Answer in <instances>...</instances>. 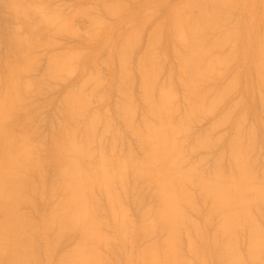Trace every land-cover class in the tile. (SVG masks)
<instances>
[{"label": "rangeland", "instance_id": "374dc122", "mask_svg": "<svg viewBox=\"0 0 264 264\" xmlns=\"http://www.w3.org/2000/svg\"><path fill=\"white\" fill-rule=\"evenodd\" d=\"M31 1L32 0H29L30 4L36 3L37 5H39L37 6L35 4L37 8L39 7L38 11L41 9L40 13L37 14L39 16L38 20L41 19L42 15L44 17L47 13H49V15L45 16V18H42V21L40 23L41 25L40 24L37 25L38 29L40 26V29L32 34V40L36 38L35 39L36 41L33 40L35 42V46L31 47L30 50L31 51L30 54L32 58L34 57L33 66L30 70V73L26 75V77L28 76L27 79H30L29 82L32 81L35 85H37L36 87H38L37 88L38 90H36L35 87L34 93H32V95L30 96H27L29 98H27V100H24V102H22L21 104L22 105L21 108L24 110V112H22L21 110L20 113L18 114L19 118L21 119L23 118L28 119L29 115L31 117L28 120L29 125L26 124V126L28 125V127H31L33 133L35 134L33 135L34 139L32 138V142H34L35 140L36 146L37 143H40V145L42 144L41 149L40 147H36L38 152L37 155L39 156L47 155L51 143L56 137L60 135V130L62 129V126L71 125L72 128L74 126L73 130L77 129L75 131L77 138H79L80 136L79 133H80L82 140V137H84L83 136L84 132L86 131L87 133L90 130L89 128H88L89 130L87 129V127L90 125V121H91L90 119H93L90 118V116L93 115V113L94 114L96 113L95 115H93L94 117L96 116V118L98 119V121L96 120L94 121L96 123L93 126V128L95 127L94 129L96 130H94L95 132L92 131L94 132L92 133L93 136L91 135L92 137L90 136L89 132L88 134H86L87 136H89L88 138L90 141L94 137V139L90 143L86 144L89 153H92V151L94 153L96 152L94 155L92 153L94 158L90 157L92 158L91 160L92 162L98 160L99 158L96 159V155L100 156L102 155V153L104 154V156L108 158L112 157L116 159L117 158L126 159L128 155L130 158L136 160L142 157L141 152H143V146L141 147L142 145L140 144L141 137L139 133H137V131L142 129L140 127H142L141 125L144 122V120L145 121L150 120V122H152L153 116L148 114V112L145 113V110H147L145 109L147 107L143 105L145 101L144 99H142L144 101L143 102L140 99L143 98V95L140 96L141 92L139 91L140 88L139 80H141L139 78V75L141 74H139L140 71L138 69V64L143 59L147 51V43L149 41V38L151 37L150 36L151 33L152 36L156 35L157 33L156 36H153L156 39L159 38L158 36H160L161 34L159 39L160 41L157 39L159 42L157 40H156V44L153 42L154 46L152 49L153 52L152 56L154 59V69H155L154 73L156 74L155 79H157V80L154 79L155 83L153 86L154 87L153 91L155 92H153V95H155V93H158V90L162 86H164L163 88L166 87L168 88L169 85V88L172 90V92L174 91L173 96L175 95V98H173L172 100V112L170 115L171 121L172 122L175 121V123L180 122L183 114L185 113L187 114L188 106H186L185 104L188 103V101L187 102L185 101L188 99L185 98L188 97L187 96L188 91L187 90L184 91L185 87L183 86L184 87L183 88L181 85H179L178 82L180 81L176 77V76H178V78L180 77L179 71L177 70V68H179L178 52H180L181 54L184 52V49L177 41L175 42V39H173L174 34H172L171 32L173 31L172 30L173 26L171 25L174 16L176 17L177 14L182 16L185 15V18L186 16L189 15L190 19L187 18L189 20L193 19L191 18L192 15L193 17L194 15L197 17L199 13L198 12L200 6L199 4H197L198 6H195L194 8L192 6L188 12L186 11L189 9V7L186 8L187 10L186 9L184 10V8L182 9V6H185L183 4L189 3L190 1L196 2L195 0H33L32 2ZM117 3L122 4L121 7L120 6H119L120 8L117 7L118 9L116 10L113 9L115 10L113 14L112 12L108 13L107 7L111 5H112L111 7H113L114 5H118ZM175 6L177 12L175 11L176 10ZM179 10L180 12L182 11L184 13L181 12L180 14ZM174 11L177 14L175 13L173 14L172 12ZM54 13L55 16L53 15ZM223 13L226 16V19H223L222 20L223 22H221L223 29L219 27L217 31V28H214L215 30H213L212 26H211L212 30L210 29V27L207 28L209 30L208 31L209 34L207 33L208 35L206 36H210V37L205 38L206 36L204 35L203 41H205L204 44L207 45L208 44L207 42H210V40L217 33L220 32L222 33L223 30H226L223 33H230L231 37H229L228 41H226L228 43L225 42H224L225 44L223 43L224 45L227 46L222 47L223 46L222 44L217 49L215 48H213V50L211 49L209 54L211 56L214 52H216L212 56H215L217 54L218 55L216 56L217 58H219V56L221 58L222 56L223 60L225 58V60L227 61L222 60V62L224 63L223 64L221 62L222 65H224L223 69L221 67L222 65L221 66L219 65L220 68H218L217 66L214 72L210 73L211 76L209 74L207 75V78L208 80L210 79V81L207 82L206 76H205L206 79L204 80L203 78V81L201 79L197 80V82H199L200 84L196 83L197 85H195L194 92H196V95L199 97V99L200 98L202 99V97H200V93L202 94L204 91V94L205 93L206 94L201 95V96H205L203 97L202 103L204 104V107L209 105L211 108L208 106L209 110L207 108L205 112L207 110L209 112L207 111V113L206 114L203 113V115L201 112V115H199L200 114L199 113L195 115L194 118H192L191 116L190 118H186L187 115L186 116L184 115L187 121L184 119V117L182 118V121L184 120L183 123L186 121L183 125H186L187 123V126H185V128L187 127V130H185L184 128L186 132L184 133L180 132L181 134L180 135L177 134L179 137L176 138L177 141H179L178 143L181 153L180 160L183 159L181 160L182 166H180V168L186 171L187 169L189 171L191 169L193 176L195 177L200 176L199 178H203V179L212 178V176L216 172H220V174H222L223 176H227L228 174L229 175L234 174L235 171L234 169L236 168L233 167V164L231 163V159H230L232 158L230 157L231 146L229 147V145L231 143L230 142L231 140L233 141L235 140L236 137L234 136L239 135L237 139L240 140L241 144L243 142L242 145L247 147L246 151L249 152V155L248 153H246L247 154L246 156L248 157L247 163L250 170L251 168H253L252 169L253 171L252 170L251 171L253 172V176L255 178L254 181H256L257 183L259 180V184H261L262 181H263L262 183H264V177H263L264 176V111L263 108L261 107L262 103L260 102H263L261 101V99L264 98V85H262L264 83L263 82L264 79L263 80L261 79L263 83L262 82L259 83L258 81L260 79V76L259 75L257 76L256 73H261V77L262 78L264 77V70L260 68V66H258L259 61H257L258 60L257 54L259 55L258 48L263 47L264 45L263 43L264 0H230L229 5L223 11ZM50 14L54 16L51 17L53 19H56L57 22L62 21L63 19V21L64 22L66 21L67 23L65 25L63 21H62V25H60L61 22L57 23L61 27L60 29H55L53 27L54 24L49 25V22L51 21L46 20L47 18H50ZM224 14L223 17H225ZM57 16L61 17V18L59 17L60 20L58 19ZM196 17H194L193 20L199 19L198 17L197 18ZM95 20L97 21V23ZM42 22H44V25H42L43 24ZM93 22L99 24L100 26L99 25L96 26ZM28 23L29 21L26 23L25 20L23 19L22 20L17 19L11 13L9 0H0V62L3 61L2 60L3 57L5 56L6 52H8L9 49L8 47L11 44L9 40L12 32H14V30L17 28H20L23 31V27L26 26L25 24L28 25ZM45 23H47L46 26ZM54 23L56 24V22ZM139 25H141V28H139L140 27ZM133 29H137L136 30L137 34H135V37L136 35H138V37H136L137 41L133 40L134 43L131 42V45L130 44L128 45L129 47L127 48H129L130 51H128L129 49L127 48L125 49L127 51L126 53H129V55L127 54L129 58H127L126 56V60H125L126 61L125 66H127L126 72L128 71L127 73L128 76L125 78L122 74V71L120 70L121 67H118L120 65V62L117 60V57L118 59L120 58L118 56L119 55L118 53L120 50V46L123 45L122 40L125 41L126 35H129L130 33L134 32ZM157 29H160L161 32H159ZM210 30L211 32L212 31L213 32L211 33ZM22 31L20 30L18 34H23L24 31L23 32ZM36 34L38 35L36 36ZM23 35H25V33ZM232 42H234V45L232 44ZM130 46L132 47L130 48ZM173 50L174 51L177 50V51H175V53H172L174 52ZM226 52L227 53L230 52L228 54L230 55V57L227 55ZM68 55H70L71 57ZM66 56H68L67 58L70 59L72 58V56L74 57L72 58V61H69L70 59L68 60L71 63L67 61L68 64L71 65V66L69 65L70 66L69 68L71 69L69 70L67 69L66 72L64 71V73H62L63 66L60 65L62 64L65 65V63L59 64L56 61H54L60 67L61 70V71L59 70L60 74L57 73L58 74L57 78L55 77L50 79L46 77L48 74L47 68L48 66H50L49 63L52 60H57V61L59 60L61 62V59L64 58L67 59ZM231 57H233V59ZM155 64H157L158 66L157 68H155L156 66ZM216 70L220 72H217L218 73L217 74ZM52 75L55 76L54 74ZM85 76H87L88 78H86ZM84 77L86 79H84ZM257 77H259V79ZM83 80L84 81L86 80L84 85H82ZM201 82H204L206 84L201 85ZM227 82L234 85L232 87L230 85V89H229V84H227ZM170 85L172 87H170ZM81 87L82 89L79 90ZM123 87L125 88L126 91L124 90ZM155 89H157V92ZM78 90L80 92H78ZM119 90L122 91V93H120ZM127 91L128 93H126ZM225 91L227 93L226 94L223 93L225 96L221 97L222 100H220L219 97L220 100L219 102L215 101L214 99L213 101H210V97L215 98V96H218L217 93L220 94V92H225ZM76 93L78 95L81 93L80 94V97L82 96L81 98L85 96L84 99H86L85 101L87 104L82 103L85 106L84 107L81 106V110L83 109V111H80L81 114L80 112L77 113L76 114L77 116L75 115V117L77 118H73L74 122L68 123V119L66 118V113H65L67 106L66 100L69 99L68 94L69 96L72 94L71 95L72 97L75 96V98H77L76 96L78 95ZM123 94H125V96ZM122 95L124 96V98L121 97ZM157 96L158 94H156L154 97ZM207 98L209 99V101L206 104L207 101L204 100H207ZM126 100L127 103L130 104V106L133 109L130 115H133L134 117L129 116V118H131V119L128 118L129 120L126 118L128 121H130L131 123L130 125L132 128L129 126V123L127 126H125L126 123L124 121L126 119H124L123 121L122 118L124 117L122 116L123 111L121 110L122 108L120 109V107L123 105V103L126 102ZM214 101L217 103L213 104L212 102ZM210 109H211V113H210ZM148 115L152 116V118L150 116L148 117ZM85 125H86L85 128L87 130L84 128ZM18 128L19 127H17L15 130L13 128L14 131L17 130L16 133L13 131L15 136L21 135V130L19 128L20 130L19 132ZM202 136L203 139L206 138L207 140H202ZM199 140H202L204 142L205 141L207 142L208 140L209 141L205 145L204 142L201 141L198 146L197 143L199 142ZM93 142L94 144H92ZM89 145L92 146H90L89 148L88 147ZM42 146L44 148H42ZM99 148H102V150ZM110 150L112 152H110ZM97 151L98 153L100 151V153L98 154ZM104 152H106V154ZM46 163L43 164L42 166L44 170L41 169L42 171L37 173L40 176L39 175L36 176V174L35 175L33 174L34 175L33 176L31 174V176H33L32 180L34 179L33 185L35 182L36 183L35 185L37 187H35V185L32 186L34 187V190L32 187L27 188L28 186L25 188L26 190L30 189L31 193L28 190L25 191L24 189L23 192L26 193L27 201L24 202L25 204L22 203L23 204V205L21 204L22 206L21 205L19 206V211L20 210L22 211V213L25 215V217L27 218L30 224L29 229L31 231L27 230L26 232L25 230V233L28 234V238L31 240V242L30 241L28 242H30V244L32 243L33 245V246L30 245L31 247H29L33 249L32 252L33 258L29 262V264L30 263L31 264H61L64 258L63 255L69 254L76 247V245H78L80 241V239H78L80 237L79 231L77 232L75 230H70L72 232L71 233L69 230H64V232L59 233L56 232L57 229L55 226L52 227L53 225L48 223L50 219V214H52L55 211L51 209H53L54 205H55L54 206L55 209H57V207L60 204L62 193L61 190L54 187L57 178L56 164L52 161ZM249 163L252 165V167ZM133 176L135 175L132 174V172H128L126 174V178L124 177V175H122L121 177H119L120 181L119 178L117 179V177H115L112 180L110 184L112 185V187L109 188L110 193H112V195H110L112 198L111 197L108 198L109 196L108 197L106 196L107 193L106 194L103 193V190H101L103 188L97 187L100 189V190L98 189V191L96 190L97 188L92 189L93 191L91 190L93 192L92 194L93 197L91 196L90 199L91 202H93L92 204L95 205L93 206V216L95 219H98L96 221H101L98 223H100V233L103 236V238L105 240L108 238L107 242H105L106 245L104 243H101L97 246L98 248H96V250L97 249L99 250L98 254L102 258L103 264H138V261H136V259L137 258L139 259L141 253L143 252L142 251L140 253V251L145 249L146 246L149 247L153 245L155 247L154 249H156L155 251H157L158 253L157 255L160 258H161V253H163L160 251L161 249L162 251L164 249V246L162 245L161 247V244L162 243L165 244V242H163L164 241L163 237H165L164 235H166V233H164L165 230L162 232L161 230L158 229L161 233L158 232V230L155 229V227L157 228L158 226L156 225L153 227L155 231L154 229L153 230L151 229L148 232V230L147 229L145 230L143 227L144 224H145L144 226H146L148 222H151L150 220H152L153 218L151 217V215L155 213L156 210H158L159 208V199L158 196H156L157 192L155 194L156 188L154 184L147 181L146 178L139 177L138 179L136 178L137 176L132 178ZM122 177L124 178V180ZM194 182L192 183L191 186L190 184L191 181H190V183L189 184L187 183L188 185L186 184L185 185L186 187L184 188L186 193L188 191L191 194L192 198L187 193V195L190 198V202L192 201L193 202L191 203L192 206L190 205L191 209L189 208V206H187L188 208L185 206L183 209L184 216H186L187 218H185V221L183 223L184 225H182L183 227L182 228L180 227L181 229L179 228V231L177 232L175 237L176 240L175 251L176 254H178L177 258L178 257L181 258V259L179 258L180 262L181 260H183L182 261L183 263L181 264L225 263L224 256L223 254H221L222 250L218 251V249L220 248L222 249L223 247L221 242L224 243L223 240L224 238H222L220 241V238L221 236L223 237V235H221V233L219 232L218 234L215 233L219 229V227L217 226L220 218L216 216L219 214L216 213L215 216L217 218L214 216L215 212L211 210L212 208H210L211 207L210 201H207L208 199L206 197L205 199L207 200L203 199L202 196L203 194L200 190L199 192L201 194L197 192L199 186L197 185L198 187L197 189H195L196 187L195 184L197 183L195 182L194 184ZM152 186H154L155 189L152 188ZM50 188H53L54 192H52L53 190L52 189L50 190ZM91 193L89 192L90 195ZM57 197L58 198L60 197L58 201H57ZM28 199L30 202L28 201ZM201 199H203L204 202ZM256 205H260V204L258 203ZM208 206L210 207L207 208ZM112 207H114L115 212H117V210L121 208L120 211H123L124 215H126L125 218L128 222V228L126 230V233L124 234L122 231L118 229V226L115 223V219L114 217H112L113 215H111L110 211H114ZM252 207L251 209H253ZM257 208L260 211H257ZM263 208L264 207L262 205L255 207V209L251 210L252 213L255 210L257 211V213L256 211L253 213L254 217L256 218V219L254 218V220H257L259 229L260 230L262 229L261 230L262 233H264ZM189 220L191 222L194 221L193 223L194 226L196 227V228L194 227L195 230H193L194 228L190 226L193 224L190 223ZM146 221L148 222L144 223ZM254 223H256V221H254ZM158 227L160 228V226ZM242 229L241 230L239 229L235 234L237 235L238 232H240L238 234L239 237L237 242H235L236 239L234 240V242L237 245L236 247H234L236 248L234 249V252L237 251L240 257L242 256L241 258H239V255L237 254L239 258V263L252 264L249 261V258H248L249 261L248 263L245 257L247 256L248 253L247 252L248 248L246 247L248 244L245 240L248 241L249 236L248 233H245L246 229L245 231L244 229L243 230ZM74 231L77 234L74 233ZM147 232L150 234H148ZM240 234L242 235L243 239L240 237ZM245 234H247L248 237L247 239L245 237L246 236ZM215 236H218L219 241ZM189 237L191 240L188 239ZM215 240L218 242H216ZM188 242L190 244H188ZM219 244H221V246ZM103 245L107 247L105 248V246L103 247ZM189 245L193 247L189 248L190 247ZM217 245L220 246V248ZM263 246L261 247L262 249L264 248ZM218 252L220 253V255ZM263 252H261L260 254L264 255ZM138 253H140V255ZM159 257L158 259H160ZM219 258H221L222 260L224 259L223 262L220 261ZM261 258L264 259V256H262ZM263 259L259 258L257 261L260 262V260H262L260 264H264ZM58 260H61V263L58 262ZM259 262L256 263L255 261L254 264H259Z\"/></svg>", "mask_w": 264, "mask_h": 264}, {"label": "bare ground", "instance_id": "6f19581e", "mask_svg": "<svg viewBox=\"0 0 264 264\" xmlns=\"http://www.w3.org/2000/svg\"><path fill=\"white\" fill-rule=\"evenodd\" d=\"M195 1L196 2L190 1L191 3L189 2V3L183 4L185 6H182V9L184 8V10H185L186 8L189 7L188 10L186 9L187 10L186 12H188L192 6L194 8L195 6H198L197 4H199L200 6L198 9V12L200 13V15L197 12L198 13L197 17L199 19L193 20L194 17H196V16L194 15V17H193L192 14H191L192 15L191 18H193L192 20H189L190 19L189 15L186 16V18H185V15H183V16L178 15L177 13H175V11L177 12L176 6H175L176 10L173 9L175 11L172 12L173 14L174 13L177 14L176 17L172 14L174 16V19H173V22L171 25V26H173V29H172L173 31H171L172 34H174L173 39H175V42L177 41L182 46V48L184 49L183 53L180 54V52H178L179 68H177V66H176V68L179 71L180 77L179 78H178V76H176V77L180 81V82H178L179 85H181L182 87L184 86L185 87V88L183 87L184 91L187 90L188 94H189L188 95L186 93L188 97L186 96L187 98H185L188 100L185 101V99H184L185 102L188 101V103L185 104L186 106H188V108H187L188 112H187V114L186 113L183 114L182 118L184 117V115L185 116L187 115L186 118H190V116L192 118H194L195 115H197L199 113H200L199 115H201V112H202V115H203V113L206 114L207 111L209 110L210 106L208 105L209 107L208 106L204 107V104L202 103L203 97H205V96H201V95L204 94V91L202 94L200 93V97H202V99L201 98L199 99V97L196 95V92H194L195 91V85H197L196 83L200 84L199 82H197L198 79H201L203 81V78L205 80L207 78L208 74L211 76L210 73H213L214 70L217 68V66H218V68H220V66L223 63L222 62V60H223L222 56H221L222 59L220 58V56H219V58H217L216 57V56H218L217 54L215 56H212L216 52H214L210 56L209 55L210 51H211V49L213 50V48H215V49L219 48L224 42L228 43L226 41H228L229 37H231L230 33H223L226 31V30H223L222 33L220 32V33H217L216 35H214V37L210 40V42H207L208 43L207 45H205L204 44L205 41H203L204 35L206 36L209 34L208 33L209 30L207 28L210 27V29H211V26H212L213 27L212 29L215 30L214 28H217V31H218L219 27L222 28L221 22H223L222 21L223 19H226V16L223 13V11L229 5L230 0H198V1L195 0ZM35 4H30L29 0H9L11 13L17 19H21V20L23 19V20H25L26 23L28 21H29V23H28V25L25 24L26 26L23 27L24 32L20 28H17L14 30V32H12V34L10 36V40H9L11 42V44L8 47L9 48L8 52H6L5 56L2 59L3 63L0 62V63H2V64H0L1 65L0 66V264H29V262L33 258V254H32L33 249L29 248L33 245H32V243L30 244L31 240L28 238V234L25 233V230H26V232H27V230H30L29 229L30 224H29L27 218L25 217V215L22 213V211L21 210L19 211V206L22 203L25 204L24 202L27 201L26 193L23 192L24 189L27 186H28L27 188H29V187L31 188L32 186H34L36 184L34 182V185H33L34 179L32 180V177L35 174H36V176L39 175L37 173L42 171L41 169H43L42 168L43 164H45L46 162H51V161L56 164V169H57V171H56L57 172V178H56L54 187L61 190L62 196H61L60 204L57 207V209H55V207H54L55 205L53 206V209H51V210H55V211L52 214H50V219H49L48 223L52 224L53 225V226L51 225L52 227H54V226L56 227V229H57L56 232L61 233V232H64V230H69V231L75 230L77 232L79 231V234H80V237L78 238V239H80L78 245H76V247L69 254H67V255L62 254L64 256L62 263H61V260H58V262H60L61 264H103L102 258L98 254L99 250L98 249L96 250V248H98L97 246L101 243H104L106 245L105 242H107L108 238L106 240L103 238V236L100 233V223H98L101 221H96L98 219H95L93 216V206H95V205L92 204L93 202H91V199H90L91 196L93 197V195H92L93 190L92 189H96L97 187L103 188V189H101V190H103V193L104 194L107 193L106 196L107 197L109 196L108 198H110L111 197L110 195H112V193H110L109 188L112 187V185H110L112 180L115 177H117V179H118L122 175H124V177L126 178V174L128 172H132V174L135 175L132 178H134L136 176H137L136 178H138V179H139V177L140 178L141 177L146 178L147 181L153 183L155 188H156L155 194L157 192L156 196H158V199H159V208H158V210H156L155 213H153L155 215H153V214L151 215V217H153L152 220H150L151 222H148V221L144 222V223L148 222L146 224V226H144L145 224L143 223L144 229L145 230L147 229L149 232V230L154 229L153 228L154 226L158 225V226H160V228L157 226V228L155 227V229H157V230L159 229L162 232L165 230L166 232L164 231V233H166V235H167V236L164 235L165 237H163L164 238L163 242H165V244L164 243L161 244V247H162V245L164 246L163 251L160 248L161 249L160 252H163V253H161V258L157 255L158 253H157V251H155L156 249H154L155 247L153 245H152L153 247L152 246H149V247L146 246L145 249L142 248L143 250L140 251V253L143 251L141 253V255H140V253H138L140 255L139 259L136 257L138 259V260L136 259V261H138V264H181V263H183L182 262L183 260H181V262H180V259H181L180 257L177 258L178 254H176V251H175L176 250L175 249V241H176L175 237H176L177 232L179 231V228L183 227L182 225H184L183 223L185 221V218H187L186 216H184V210H183L184 207L189 206V208H190V205L193 202V201L190 202V198L188 196V195H190V197L192 198L191 194L186 190L188 193V195H187V193L184 190V188L186 187L185 185L187 183L189 184L190 181H191V183H190L191 186H192V183L195 181L197 183V184H195V182H194V184L196 186L195 189H197V187L199 186V189L197 192H199V190H200L203 194L202 195L203 199L204 200L208 199L207 201H210L211 207L208 206L207 208H209V207L212 208L211 210H213L215 212L214 216L216 215V213L219 214V215H216L218 218H220V220L218 221V226H217V227H219V229L215 233L218 234V232H219V233H221V235H223V237L221 236L220 241L222 238H224L223 239L224 243L221 242V244L223 246L222 249L220 248L221 244H219L220 246L217 245L220 248V249H218V251L222 250L221 254H223L224 259H225V261H224L225 263H222V264H242V263H239V258H241L242 256L240 257V255L238 254V252L236 250L235 251L237 253L234 252V249H236L234 247L237 246L235 242H237L238 237H239L238 234L240 232H238V234H237L238 236L235 234L237 233V231L239 229L241 230L242 228L244 229V231L246 229L247 232L245 231V233H248V236H249V238H248L247 234H245L246 239L248 238V241L245 240L248 244L246 246L248 248L247 249V252H248L247 256L248 257L245 256L247 261L249 258V261L252 264H254L255 261H256V263L259 262V261H257L259 258L263 259L261 257L264 255L260 254V253L264 251L263 250L264 248L263 249L261 248L264 245V237H263L264 233H262V231H261L262 229L261 230L259 229L257 220H254L255 217H254L253 213L256 210L253 213L251 212V210L255 209V207L262 206V205L264 207V203H263L264 202V183H262L263 182L262 181L261 184H259V180L257 183H256V181H254L255 178H254L253 172H252L253 168H251V170H252L251 171L249 169L248 163H247L248 157L246 156L247 155L246 153H248V155H249V152L246 151L247 147L242 145L243 142L241 144L240 140L237 139L239 135L234 136V137H236L235 140L234 141L231 140L230 141L231 143L229 145V147L231 146V150H230L231 151L230 157H232V158H230L231 163L233 164V167L236 168V169H234L235 170L234 174H231V175L228 174L227 176H223L222 174H220V172H216V171H218V170H216L215 171L216 173L214 172L215 174L213 176L211 175L212 178L203 179V178H199L200 176H198V177L193 176V173L191 172L192 170L190 168H189L190 171L188 169L186 171V170L180 168V166H182L181 160H183V159L180 160V156H181L180 154L181 153H180V147H179V143H178L179 141H177L176 138L179 137L177 134L180 135L181 133L186 132L185 130H187V127L185 128V126H187V123H186V125H183V124L187 120L184 117V119L186 120L184 123H183L184 120L182 121V118H181L182 122L180 121V122L175 123V121L174 122L171 121L170 115L172 112V100H173V98H175V95L173 96L174 91L172 92V90L169 88V85H168V88L166 87V85H165L166 88H163L164 86H162L160 89L157 88L159 90H158V93H155V95L158 94V96L154 97L155 95H153V92H155V91H153L154 90L153 86L155 83L154 79L156 77V74L154 73L155 69H154V59L152 56V53H153L152 49H153L154 43L156 44V40L160 39L161 34H160V36H158L159 38L156 39L153 36H156L157 33H156V35H153V36L151 33V35H150L151 37L149 38V41L147 43V51H146L143 59L138 64V69L140 71L139 74H141V75H139V78L141 79V80H139V82H140L139 86L141 88V89L139 88V91L141 92L140 96L143 95V98H140V99L141 100L144 99V101L146 103V104L143 103L144 101L142 100L143 105H145L147 107V108H145V106H144V108L147 109V110H145V113L148 112V114L153 116V118H152V116L148 115V117L150 116L153 119V121L150 122V120L149 121L144 120L143 123L141 122L142 127H140V128H142V129L139 128L140 130L137 131V133H139V135L141 137V142H140V144H142L141 147L143 146V152H141L142 157L140 159H137V160L132 159L129 157V155H128V157H126V159H124V158H117L116 159V158H112V157L108 158V157L104 156V154L102 153V155H100V156L96 155V159L99 158L98 160H96L95 162L91 161L92 158H90V157H93V155L96 152L94 153L92 151L93 155H92V153H89L87 150L88 148L86 147V144L90 143L94 139V137L90 141L88 138L89 136H87L86 134H88V132H89L90 136L91 135L93 136L92 133H94L95 132L94 130H96V129H94L95 127L93 128L94 124L96 123L94 121L95 120L98 121L96 116L95 117L93 116L96 113L95 114L93 113V115H91L93 117L90 116V118H93V119H90L91 121L88 119L90 121V125L87 123L89 125L87 127V129L89 128L90 130L88 129L89 131L87 133H86V131L84 132L85 135L83 134L84 137H82V140H81V134L80 133H79L80 136L78 135L80 140H79V138H77V135L75 132L77 129L73 130L74 126L72 128L71 125H67V126L65 125V126H62V129L60 130V135L58 137H56L53 140V142L51 143V146L48 150L47 155L46 156L37 155L38 152H37L36 147H40V149H41L42 144L40 145V143H37V146H36L35 140H34V142H32L33 135H35V134L33 133L32 128L28 127V125H29L28 120L31 117L29 115L28 119L26 118L27 119L26 120L24 118L23 119L19 118V115H18L21 110H22V112H24V110L21 108L22 102H24V100H27V98H29L27 96H30V95H32V93H34V91H35L34 88L37 86L32 81L29 82L30 79H27L28 76L26 77V75L28 73H30V70L33 66V59H34V57L32 58V56L30 54V52H31L30 50H31V47L35 46V42L33 40H35L36 38H34L32 40V34L40 29V26L38 29L37 25H39L41 23L42 18H45V16L49 15V13L46 12L47 14L44 17L42 15L41 19L38 20L39 16L37 14L40 13L41 9L38 11L39 7L37 8L36 7L37 4L36 5ZM121 5L122 4H118V5H114L113 7H111L112 6L111 5V6H109L110 9H109V7L106 6L108 9V13L112 12V14H113V12H115V10L118 9L117 7H119V6L121 7ZM37 6H39V5H37ZM196 8H198V7H196ZM113 9H115V10H113ZM179 12H180V10H179ZM181 12H180V14H181ZM44 13H45V11H44ZM55 13L53 14L54 16H55ZM182 13H184V12H182ZM223 14L225 17H223ZM40 16H41V14H40ZM51 16H52V14H50V18L46 19L47 21H51V22H49V25L54 24L53 27L55 29H60V27H61L60 25H62L63 19H62V21L57 22L56 19L52 18L54 16H52V17ZM59 17H58V19L60 20L61 17L60 18ZM187 18H189V19H187ZM33 19H34V21H33ZM263 20H264V18H263ZM52 21L56 22V24ZM225 21H227V20H225ZM44 22H42L43 23L42 25H44ZM57 23H60V25ZM66 23L67 22L65 21L64 25ZM93 23L96 26L99 25V24H96L97 21H96V23L95 22H93ZM46 24L47 23H45V26H46ZM139 26H140L139 28H141V25H139ZM160 27H161V25H160ZM152 28H153V26H152ZM18 30L19 31L21 30L23 32V34L25 33V35L18 34L19 33ZM136 30L137 29H133L134 32L130 33L129 35H126L125 41L122 40L123 45L120 46V50L118 53L120 60L117 57V60L120 62V65H121L120 66L118 64L119 65L118 67H121L120 70L122 71V74L125 78L128 76V74H127L128 71L126 72L127 66H125V62H126L125 60H126L127 54L129 55V53H126L127 51L125 49L127 47H129L128 46L129 44L131 45V42L134 43V41H137L136 37H138V35H136V37H135V34H137ZM157 30L159 32H161L160 29H157ZM211 30H210V32H211ZM138 31H139V29H138ZM55 33H56V31H55ZM263 33H264V26H263ZM37 35L38 34H36V36ZM146 35H148V34H146ZM207 37H210V36H206L205 38H207ZM260 38H261V36H260ZM260 40H263V39H260ZM263 43H264V40H263ZM224 44L222 47L227 46ZM232 44L234 45V42H232ZM259 44H260V42H259ZM262 45H259V46H262ZM131 47L132 46H130V48ZM225 48H227V47H225ZM127 49H129V48H127ZM171 49H173V48H171ZM229 49H231V48H229ZM233 49H234V47H233ZM258 49H259L258 50L259 55L257 54V56H258L257 61H259L258 66H260V68H262L264 70V45H263V47H259ZM128 51H130V49ZM175 51H177V50H175ZM175 51L174 52L171 51V52L175 53ZM155 53H154V55H155ZM229 53H227V55ZM162 54H161V56H162ZM175 55H177V54H175ZM68 56H70V55H68ZM68 56H66V58ZM228 56L230 57V55H228ZM72 58H74V57L72 56ZM72 58L71 59L70 58L61 59V62L59 60H58L59 62L57 60H52L49 63L50 66H48V68H47L48 74L46 77H48L50 79L55 78V77L57 78L58 74H60V71H61L60 67L57 63H59V64L65 63L66 66L64 64L60 65V66H63V69L61 67L62 73H64V71L66 72L67 69L68 70L71 69V68H69L71 65L68 64V62L72 61ZM127 58H129V57L127 56ZM231 58L233 59V57H231ZM64 60H66V61H64ZM224 60H225V58H224ZM54 61H56L57 63H55ZM127 61H128V59H127ZM225 61H227V60H225ZM229 61H230V59H229ZM69 63H71V62H69ZM155 65H156L155 68H157L158 67L157 64H155ZM223 66L224 65L221 66L222 69L224 68ZM158 69H160V68H158ZM217 72H220V71L216 70V73ZM52 74H54V75L57 74V75L53 76ZM158 75H159V73H158ZM256 75L260 76V79H259V77H257L259 79L258 82L259 83L262 82L264 77L263 78L261 77V73H256ZM205 76H206V78H205ZM85 77L88 78L87 76H85ZM85 77H84V79H86ZM212 77H213V75H212ZM129 78H131V77H129ZM155 80H157V79H155ZM206 80H207V82L210 81V79L208 80V78ZM85 81L83 80L84 83L82 82V85L85 84ZM230 82H231V80H230ZM202 84H206V83L201 82V85ZM227 84H229V89H230V85H231V87L234 85V84H231L228 82H227ZM262 85H264V83ZM82 87L79 90H81ZM125 87H127V86H125ZM170 87H172V86L170 85ZM37 88L38 87H36V90H38ZM157 89H155L156 92H157ZM79 90H78V92H80ZM124 90H125V88H124ZM232 90H233V88H232ZM91 91H93V90H91ZM120 93H122V91H120ZM126 93H128V91ZM221 93L226 94L227 92L226 91L220 92V94ZM80 94L79 95L77 94L78 95V96H76L77 98H75V96L72 97L71 96L72 94L70 95L71 96L70 97L68 94L69 99H67V100L65 99L66 103H67L65 113H66V118L68 119V123L74 122L73 118H77V117H75V115L77 113H79L80 111H83V109L81 110V106H83V107L85 106L82 103L85 104L86 99H84L85 96L83 98H81L82 96L80 97ZM125 94H123V95L125 96ZM217 94H218V96H215V98L210 97V101H213V99H214L215 101L219 102L220 100H222L221 97L225 96L224 94L223 95L222 94L220 95L219 93H217ZM123 95L121 97L124 98ZM259 95H260V93H259ZM219 97H220V100H219ZM127 98H128V96H127ZM127 98H125V99H127ZM262 99H264V98H262ZM262 99H261V101L264 102V100H262ZM204 101H207L206 102V104H207L209 99L207 98V100H204ZM215 101L212 103L213 104L217 103ZM263 102H260V103H262V105L264 106ZM262 105H261V107L263 108V111H264V107ZM207 108H208V110L205 112V110ZM120 109L123 111L122 116L125 117V118L122 117L123 121L126 118L128 119L129 116H133V115H130L133 109L130 106V104L127 103V100L125 103H123V105L120 107ZM133 113H134V111H133ZM210 113H211V109H210ZM80 114H81V112H80ZM129 119H131V118H129ZM70 120H71V122H70ZM126 120L124 121L126 123L125 126H127L129 123V126L131 127L130 121H128V120L126 121ZM178 121H179V119H178ZM26 124H28V125L26 126ZM72 125H74V124H72ZM17 127H19L21 130L20 136H17V135L15 136V134H14V132L16 133V131H17V130L16 131H14V130ZM85 127H86V125L84 126V128ZM13 128H14V130H13ZM19 128H18V130H19ZM76 128H78V127H76ZM184 128H185V130H184ZM20 130H19V132H20ZM73 131H74V133H73ZM92 131H94V132H92ZM135 131H136V129H135ZM77 133H78V131H77ZM88 140H89V142H88ZM202 140H207V139L206 138L203 139V136H202ZM202 140H199V142L197 143L198 146ZM202 142H204V141H202ZM205 142H204V145L207 144V142L206 143ZM92 144H94V142ZM202 145H203V143H202ZM90 146H92V145H89L88 147L90 148ZM42 148H44V147L42 146ZM99 149L102 150V148H99ZM111 150H110V152H112ZM140 151H142V150H140ZM101 152H103V151H101ZM97 153H98V151H97ZM99 153H100V151H99ZM104 153L106 154V152H104ZM229 155H230V153H229ZM251 167H252V165H251ZM126 171H128V172H126ZM31 174L32 175L34 174V175L31 176ZM123 180H124V178H123ZM119 181H120V178H119ZM119 181H118V183H119ZM125 181H126V179H125ZM147 181H146V183H147ZM121 183H122V181H121ZM154 186H152V188H154ZM35 187H37V186L35 185ZM32 188L34 190V187H32ZM99 188H97L96 190L98 191ZM51 189L53 190L52 192H54V189L50 188V190ZM27 190L30 192V189H27ZM27 190L25 189V191H27ZM89 192L90 193L92 192L91 195L89 194ZM39 194H40V192H39ZM58 194H59V191H58ZM51 195H53V194H51ZM205 197L207 199H205ZM52 199H53V196H52ZM59 199H60V197L59 198L57 197V201ZM203 199H201V200H203ZM204 200H203V202H204ZM28 201H29V199H28ZM258 203L260 205H256ZM208 204H209V202H208ZM251 207L253 209H251ZM94 208H96V207H94ZM112 209L114 211H110V212H111V215H113L112 217H114V219H115V223L117 224L118 229L120 231H122L123 234L126 233V230L128 228V222L125 218L126 215H124L123 211H120L121 208L118 209L119 211L117 210V212H115L114 207H112ZM195 209H196V207H195ZM208 211H209V209H208ZM257 211H260V210L257 208ZM257 211H256V213H257ZM251 215H253V216H251ZM188 219H189V217H188ZM254 221H256L257 224L254 223ZM193 222L194 221H192V222L190 221V223L193 224V225H190V226H192V228L195 227ZM186 223H187V220H186ZM26 228H28V229H26ZM195 228L193 230H195ZM144 229H143V231H144ZM155 229H154V231H155ZM159 230H158V232H160ZM75 231H74V233H76ZM154 231H153V233H154ZM259 231H261V232H259ZM79 234H78V236H79ZM148 234H150V233H148ZM215 237H217V240L219 239L218 236H215ZM240 237L242 238L241 234H240ZM163 238H162V240H163ZM188 239H190V237ZM234 240H235V242H234ZM28 241H30V242H28ZM218 241H216V242H218ZM188 244H190V243L188 242ZM105 245H103V247ZM192 245H194V244H192ZM189 246H190L189 248L193 247V246L191 247V245H189ZM106 247L107 246H105V248ZM193 249H192V251H193ZM260 249H261V252H260ZM237 254L239 255V258H238ZM139 255H137V256H139ZM219 255H220V253H219ZM61 256H60V258H61ZM157 256L160 259H158ZM223 256H222V258H223ZM219 259L222 262L224 260V259L222 260L221 258H219ZM136 261H135V263H136ZM249 261H248V263H249ZM263 261H264V259H263ZM242 262H243V259H242ZM260 262H262V260H260ZM260 262H259V264H260Z\"/></svg>", "mask_w": 264, "mask_h": 264}]
</instances>
